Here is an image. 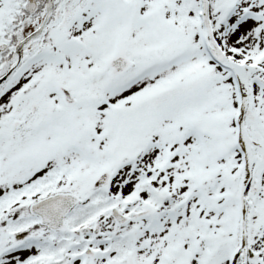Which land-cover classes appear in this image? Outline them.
<instances>
[{
  "label": "snow or ice",
  "instance_id": "1",
  "mask_svg": "<svg viewBox=\"0 0 264 264\" xmlns=\"http://www.w3.org/2000/svg\"><path fill=\"white\" fill-rule=\"evenodd\" d=\"M0 264H264V0H0Z\"/></svg>",
  "mask_w": 264,
  "mask_h": 264
}]
</instances>
